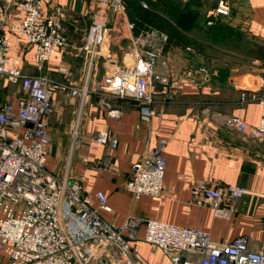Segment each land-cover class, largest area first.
<instances>
[{"label":"crops","instance_id":"crops-1","mask_svg":"<svg viewBox=\"0 0 264 264\" xmlns=\"http://www.w3.org/2000/svg\"><path fill=\"white\" fill-rule=\"evenodd\" d=\"M166 1L179 8L188 5L198 12V17L185 32L188 40L172 36L163 51L157 70L176 80L178 87L172 99L165 100L160 92L154 95L155 112L149 122H144L135 101L105 94L97 88L104 75L133 61L129 44L133 31L128 27L131 19L125 16L114 21L99 53L87 67L86 54L76 52L74 46L82 44L88 29L91 0H44L46 11L55 6L63 8V28L69 44L57 50L43 73L78 87L86 84L92 91L81 121L82 144L71 169L84 172L83 185L87 192L102 190L107 195L113 212L102 216L117 225L130 215L141 220L157 219L202 229L214 241H229L243 235L248 237L250 249L258 250L264 244V140L240 133L226 119L238 115L249 125H257L260 120L261 106L257 102L241 104L240 93L264 95V0H228L231 15L215 20L213 24L218 22L219 28L212 38L207 37L206 31L213 24L207 25L206 21L217 0ZM151 3L160 7L159 0ZM74 18L78 19L76 27ZM12 42L22 58L23 71L35 74L31 49L23 40ZM184 53L199 59L195 67L196 84L189 82L184 74L190 68L181 69L184 62L178 56ZM224 57L243 60L236 63ZM59 65L68 68L67 77L57 70ZM17 96L18 86L0 79V101L15 100ZM75 105L76 99L68 91L57 92L53 98L54 111L48 120L49 167L56 173L61 172L67 158L69 135L66 133ZM109 109L118 110L120 116L108 115ZM98 130L115 135L117 147L90 148L89 138ZM161 138L167 141L163 148L166 159L163 192L160 196L145 194L135 198L125 188L131 166ZM82 156H94L100 162L85 164ZM200 181L220 188L242 187L246 192L233 202L227 217H218L208 205L195 202L194 188ZM143 233L140 226L137 238L131 242L133 257L144 260L145 264H171L160 250L144 242ZM0 264H9L1 253Z\"/></svg>","mask_w":264,"mask_h":264},{"label":"built area","instance_id":"built-area-1","mask_svg":"<svg viewBox=\"0 0 264 264\" xmlns=\"http://www.w3.org/2000/svg\"><path fill=\"white\" fill-rule=\"evenodd\" d=\"M230 15L228 0H217L206 23L212 25L216 19ZM63 16L61 6L46 11L44 0H0V79L17 85L19 90L15 100L0 101V253L9 264H145L133 257L131 245L143 226L144 242L160 250L171 264H264V244L252 250L248 237L243 235L214 241L199 228L131 215L117 225L102 216L113 212L107 195L102 190L87 192L84 172L71 169L82 144L81 121L92 91L86 84L78 87L43 73L57 50L69 44ZM125 16L124 0H91L88 29L82 44L74 46L76 52L86 54L87 67L99 53L110 26ZM73 21L78 26V19ZM128 27L132 29V23ZM14 39L23 40L31 49L35 74L23 71ZM166 39L155 29L133 34L129 39L133 61L104 75L97 86L105 94L135 101L144 122H149L155 112L154 95L160 92L169 100L178 87L176 80L157 70ZM57 70L69 75L66 66L59 65ZM184 74L189 82L197 83L192 69ZM63 91L76 99V105L68 130L67 158L61 172L56 173L49 167L48 120L54 111L55 94ZM240 102H257L261 106L258 124L249 125L238 115L228 116V124L248 137L264 140V95L248 96L242 91ZM107 113L112 117L121 114L115 109ZM166 142L158 139L146 155L132 164L125 188L135 198L162 194ZM117 144V137L105 130L89 138L90 148L99 145L115 149ZM81 161L100 162L94 156H82ZM194 191L195 202L208 205L218 217H227L233 202L246 192L242 187L220 188L206 181L198 182Z\"/></svg>","mask_w":264,"mask_h":264},{"label":"trees","instance_id":"trees-1","mask_svg":"<svg viewBox=\"0 0 264 264\" xmlns=\"http://www.w3.org/2000/svg\"><path fill=\"white\" fill-rule=\"evenodd\" d=\"M128 5L126 7L131 11V22L133 34H139L145 31L147 28L154 27L159 33L167 34L168 39L164 45V50L167 49L170 38L175 36L179 40H188L185 32H187L192 26L195 18L198 17V12L185 5L182 8L176 5H170L171 3L166 0H159L160 7L153 6L151 0H146L148 6L144 7L141 0H125ZM166 13V15L164 14ZM170 21L171 19H173ZM219 23L213 24L206 31V35L212 38L214 31L219 28ZM165 32V33H164ZM165 34V35H166ZM166 35V36H167ZM206 37V38H207Z\"/></svg>","mask_w":264,"mask_h":264},{"label":"rangeland","instance_id":"rangeland-1","mask_svg":"<svg viewBox=\"0 0 264 264\" xmlns=\"http://www.w3.org/2000/svg\"><path fill=\"white\" fill-rule=\"evenodd\" d=\"M169 1H173V2H182L181 0H169ZM124 2H125V5H127L126 3V1L124 0ZM142 3H144L145 5H146V7L148 6V2H146V0H143V2ZM143 5V4H142ZM127 7H128V5H127ZM127 7H126V18H128V19H130L131 18V11L129 10V9H127ZM165 15H166V13H164ZM150 29H155L154 27H152V28H147V30H150ZM156 30V29H155ZM209 40V39H208ZM210 41V40H209ZM196 48V47H195ZM197 49V48H196ZM234 52H238V51H234ZM184 54H186V53H184ZM186 55L187 56H189V57H186ZM186 55H180V56H178L179 58H180V60L182 61V62H184L183 64H184V66L181 68V69H184V68H190V69H192L194 72H197L198 70H196L197 68H195V67H197V64H198V62H199V59L196 57V56H194V55H189V54H186ZM226 55H228V54H226ZM224 58H226V59H229V57H224ZM205 59H207L208 60V58H205ZM209 59H211V58H209ZM229 60H233L234 62H236V63H238L239 61L241 62L242 60H243V58H240V57H237V58H234V57H231V59H229ZM235 60H238V61H235ZM64 134V133H63ZM67 135H68V133H66ZM65 135V134H64Z\"/></svg>","mask_w":264,"mask_h":264}]
</instances>
